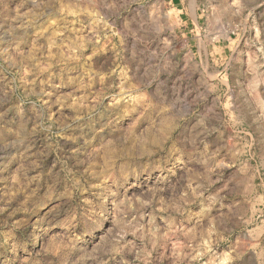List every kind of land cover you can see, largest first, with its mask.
<instances>
[{
    "label": "clouds",
    "instance_id": "1",
    "mask_svg": "<svg viewBox=\"0 0 264 264\" xmlns=\"http://www.w3.org/2000/svg\"><path fill=\"white\" fill-rule=\"evenodd\" d=\"M183 2L0 0V264H264V0Z\"/></svg>",
    "mask_w": 264,
    "mask_h": 264
},
{
    "label": "rangeland",
    "instance_id": "2",
    "mask_svg": "<svg viewBox=\"0 0 264 264\" xmlns=\"http://www.w3.org/2000/svg\"><path fill=\"white\" fill-rule=\"evenodd\" d=\"M173 3L179 5V0L176 2H174L173 0ZM201 6H202V0H184L183 5L180 7H177L174 10L179 19L187 21V27L185 29V34L182 37V39H186L189 41V43L192 45L193 51L196 50V41L194 39L195 31L203 27H206L205 18L201 15V12H202ZM74 27H78V25H74ZM201 36L204 37L203 32H201ZM204 39L206 40V37H204ZM261 39L264 40V32L261 33ZM96 59L102 62L103 56L99 55ZM245 68H247L246 64H245ZM218 75H226V74L223 72H220L218 73ZM228 79L230 81L231 76H228ZM228 107H229L228 101L225 100L224 105H223L224 110L226 111ZM52 111L55 112L56 108H53ZM157 224L163 227V223L159 221V219L157 220ZM119 260H120V257L117 256L115 260H110L109 264H116V261H119ZM245 261H246V257L244 259H241L240 261H237L236 264H245Z\"/></svg>",
    "mask_w": 264,
    "mask_h": 264
},
{
    "label": "crops",
    "instance_id": "3",
    "mask_svg": "<svg viewBox=\"0 0 264 264\" xmlns=\"http://www.w3.org/2000/svg\"><path fill=\"white\" fill-rule=\"evenodd\" d=\"M176 1H178V0H174V2H176Z\"/></svg>",
    "mask_w": 264,
    "mask_h": 264
}]
</instances>
